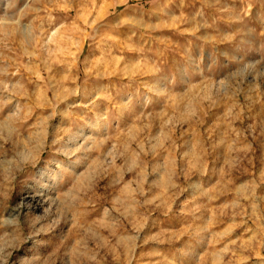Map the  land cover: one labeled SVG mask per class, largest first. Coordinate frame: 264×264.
Segmentation results:
<instances>
[{"label": "rangeland", "instance_id": "374dc122", "mask_svg": "<svg viewBox=\"0 0 264 264\" xmlns=\"http://www.w3.org/2000/svg\"><path fill=\"white\" fill-rule=\"evenodd\" d=\"M0 264H264V0H0Z\"/></svg>", "mask_w": 264, "mask_h": 264}, {"label": "bare ground", "instance_id": "6f19581e", "mask_svg": "<svg viewBox=\"0 0 264 264\" xmlns=\"http://www.w3.org/2000/svg\"><path fill=\"white\" fill-rule=\"evenodd\" d=\"M45 202V200L42 198V195L40 194H30L29 192H26L20 199V202L17 204V206L15 207V210H17V212H20V209L22 207H31L36 206V205H43V203Z\"/></svg>", "mask_w": 264, "mask_h": 264}]
</instances>
